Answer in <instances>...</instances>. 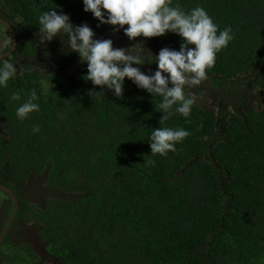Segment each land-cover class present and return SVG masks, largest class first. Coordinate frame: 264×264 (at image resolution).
Returning <instances> with one entry per match:
<instances>
[{
  "label": "trees",
  "instance_id": "16d2710c",
  "mask_svg": "<svg viewBox=\"0 0 264 264\" xmlns=\"http://www.w3.org/2000/svg\"><path fill=\"white\" fill-rule=\"evenodd\" d=\"M173 3L185 11L202 6L220 30L231 26L234 39L207 75L216 87L239 84L244 74L258 83L234 109L217 111L196 99L189 118L177 113L161 121L160 97L127 78L122 97L93 85L87 70L79 72L76 53L61 69H40L32 58L43 11L87 23L96 39L115 28L85 12L83 0H0V17L16 33L8 60L23 73L0 88V184L17 197V223L34 228L59 264H264V0ZM156 38L174 50L182 43L171 32ZM32 89L40 110L21 121L16 109ZM255 91L261 102L245 108ZM13 92L21 99L11 101ZM158 127L191 135L175 152L153 155L149 138ZM35 177L43 188L31 201L21 191ZM6 241L0 260L19 259L18 251L36 257L31 244Z\"/></svg>",
  "mask_w": 264,
  "mask_h": 264
},
{
  "label": "clouds",
  "instance_id": "9594fccd",
  "mask_svg": "<svg viewBox=\"0 0 264 264\" xmlns=\"http://www.w3.org/2000/svg\"><path fill=\"white\" fill-rule=\"evenodd\" d=\"M84 11L91 12L101 24L112 25L116 30L123 28L129 40L135 41L128 48H116L111 39H96L93 29L87 24L74 25L68 14L57 12L55 8L42 12L38 17L41 43L52 41L57 35L67 37L64 44L79 56L81 63L87 64L86 77L95 86H106L122 97L125 78L138 88L146 90L153 97H160L156 106L163 113L161 121L179 113L185 118L191 116L196 97L186 88L201 84L209 69L216 63L217 54L234 39L231 26L220 30L213 18L202 6L185 11L173 0H83ZM22 24L23 18L17 17ZM127 25L126 28L124 26ZM169 32L179 35L182 43L179 50L162 48L157 55L142 46L137 37H162ZM11 46V40L5 42ZM3 47H0L2 53ZM147 52V59L144 53ZM145 63L156 64V70L141 71ZM19 70L11 61L0 64V88H7ZM23 75L22 72H19ZM52 83V82H51ZM49 82H44L47 92ZM36 89L16 109L17 118L27 119L40 110ZM20 94L13 92L11 101L20 100ZM39 132V126L33 128ZM191 135L183 127H158L152 131L149 141L153 155L167 156L175 152L176 145ZM146 166L154 165V160L144 161Z\"/></svg>",
  "mask_w": 264,
  "mask_h": 264
},
{
  "label": "rangeland",
  "instance_id": "374dc122",
  "mask_svg": "<svg viewBox=\"0 0 264 264\" xmlns=\"http://www.w3.org/2000/svg\"><path fill=\"white\" fill-rule=\"evenodd\" d=\"M126 28V26H124ZM0 34L3 35V39L1 41H8L10 39L8 32L0 27ZM117 34V36H116ZM59 36V35H58ZM58 36L54 38L50 42H45L42 43V50H49L47 54L38 62V67L40 69H53L54 67H57L58 69H61L63 66H61V62L65 60L69 54H74V52H71L67 49V46L64 44V41L67 39V37H62V39H59ZM61 37V36H59ZM98 39H111L113 41V46L116 48H127L125 46V42L127 40V36L124 34L123 28H121V31L117 33L116 29H109L105 33H101L99 35H96ZM4 42V44H5ZM149 43L146 47H148L151 50V53L153 55H157L161 49H157L154 45H150ZM61 47H63V51H61ZM144 47V46H143ZM145 48V47H144ZM147 49V48H146ZM147 52L144 53L145 59H147ZM76 66H79V72L87 70V64L86 63H81L80 61L76 64ZM141 68V71L143 69L149 70L153 68L156 70V64H148L145 63L142 66H137ZM149 68V69H148ZM251 76L249 74H244L240 80L239 84L231 86V84L227 86H221V87H216L213 84V81L210 80V78L206 77V79L199 85L188 87L186 89H191L192 92H190L192 95H195L197 97L196 99L200 100H206V102L211 105V107H214L217 111L219 110L220 107L225 109L227 112L234 109L232 104L237 100L239 96L242 94H246L247 91L252 90L253 87H258V83L256 82H249V78ZM251 92V91H250ZM256 91L251 94L253 96H245V104L244 107L246 108L248 105L253 104L256 102V97H255ZM263 99V98H262ZM261 101H257L256 103H259ZM41 187L43 188V183L41 178H30L27 184L22 188L21 195L27 197L31 201H36L38 199V193L41 190ZM11 200L0 191V231L3 228V224L6 221L8 214L11 210ZM20 225H12L9 234H8V239L9 241L14 245V246H20V245H25V244H31L32 243L28 240H22L21 238H18V234L16 232L20 231L19 230ZM32 237H29L28 239L31 240ZM39 243V242H38ZM37 245V244H36ZM44 245V243H43ZM45 246V245H44ZM7 251L8 248L5 247ZM5 251V249H2ZM11 251V250H10ZM32 251L36 255L35 259H32L30 262L27 261L24 257V252L23 251H18L20 254V258L16 259L14 261H6L5 264H48L47 262L44 261L42 256L36 252V250L32 246ZM37 259V260H36ZM39 261V262H38Z\"/></svg>",
  "mask_w": 264,
  "mask_h": 264
},
{
  "label": "flooded vegetation",
  "instance_id": "af4514ba",
  "mask_svg": "<svg viewBox=\"0 0 264 264\" xmlns=\"http://www.w3.org/2000/svg\"><path fill=\"white\" fill-rule=\"evenodd\" d=\"M6 30V29H5ZM7 31V30H6ZM15 31V30H14ZM8 32V31H7ZM8 34H9V32H8ZM117 36V35H116ZM9 37H10V34H9ZM56 38V37H55ZM58 38L59 39H62L63 40V38L62 37H59L58 36ZM146 39V41L145 42H143V44H142V46H144L145 48H147V49H149L148 47H146L149 43H151L150 45H154L157 49H162V48H165V47H167L168 48V44L166 45V44H164V43H162L161 41H159L156 37H150V38H145ZM10 40H11V37H10ZM129 39L127 38V40H126V42H125V46L128 48L129 47V45L127 44V41H128ZM130 41H132V40H129V42ZM4 42L5 41H2V43H0V47H3V51L2 52H4V51H6V50H8V49H10V47L11 46H5V44H4ZM17 44V43H16ZM63 47H61V51H63ZM14 51V50H13ZM49 50H42V43H41V41H40V43L39 44H37V50H36V53H35V55L33 56V58H32V62L33 63H35V64H38V62L40 61V60H42V58L47 54V52H48ZM12 54V53H11ZM10 54V55H11ZM10 55L8 56V59L10 58ZM69 55H71V54H69ZM66 60V59H65ZM65 60H63L62 62H64ZM7 61H9V60H7ZM61 62V63H62ZM62 66V65H61ZM54 68H57V67H54ZM53 68V69H54ZM149 69V68H148ZM152 70H154L153 68H151ZM145 71H148V70H145V69H143V72H145ZM2 192V191H1ZM4 193V192H3ZM14 193V192H13ZM5 194V193H4ZM6 195V194H5ZM7 196V195H6ZM8 197V196H7ZM9 198V197H8ZM9 200H10V198H9ZM10 203H11V210H10V212H9V214H8V217H7V219H6V221L4 222V224H3V228L5 227V225L7 224V220L9 219V217H10V215H11V213H12V201H10ZM17 210H18V208H17ZM16 214H17V211H16ZM16 214H15V216L13 217V219H12V221H11V223H10V225H9V227H8V229H7V231L5 232V234L3 235V237H2V240L0 241V248L3 246V244L4 243H6L7 241L6 240H8V234H9V230H10V228H11V226L12 225H16V224H18L17 223V218H16ZM20 225V224H19ZM29 227H31V226H29ZM26 224H22V225H20V228H19V230H20V232H19V234H18V232H16L17 234H18V238H21L22 240H28V241H30L31 243H33V242H36L37 241V239H36V235H35V233H36V230H34V231H31L30 230V228H29ZM2 228V229H3ZM1 229V230H2ZM1 232V231H0ZM29 237H32L31 238V240H29L28 238ZM30 244V243H29ZM36 246H40V243H37L36 242ZM27 245L28 244H25V245H20V246H22L23 248H24V246L25 247H27ZM29 246V245H28ZM33 246V245H32ZM41 247V246H40ZM7 248H8V246H7ZM34 248V247H33ZM25 249V248H24ZM31 249V248H30ZM42 249V248H41ZM31 251H32V249H31ZM7 252V251H6ZM23 252H25V251H23ZM48 254V253H47ZM24 255H25V253H24ZM49 255V254H48ZM26 257H28L27 255H25ZM36 257H34L33 259H35ZM27 261H30V260H32V257H28V259H26ZM37 260V259H36ZM6 261H8V260H6ZM6 261H5V258H1V260H0V264H5L6 263ZM45 262H47L48 264H52L51 262H48L47 260H44ZM39 262V261H38Z\"/></svg>",
  "mask_w": 264,
  "mask_h": 264
},
{
  "label": "water",
  "instance_id": "95a60500",
  "mask_svg": "<svg viewBox=\"0 0 264 264\" xmlns=\"http://www.w3.org/2000/svg\"><path fill=\"white\" fill-rule=\"evenodd\" d=\"M0 24H2L4 26V28L9 32L10 37H11L10 49L0 53V60L7 61L8 56L13 52V50L15 49V46H16V33H15L13 27L10 25V23L7 20L3 19L2 17H0ZM120 31H121V28L119 30H117V33ZM0 191L4 192L10 198V200L12 201V205H13L12 206V213H11L9 219L7 220V224L5 225V227L0 232V241H1L3 235L5 234V232L7 231L8 227H9L13 217L16 214V211L18 208V202H17L16 195L13 193V191L9 187H7L3 184H0ZM30 230L34 231L35 229L31 228ZM36 242L38 243L39 241L37 240ZM36 242H33L32 245H33L34 249L36 250V252L38 254H40L43 259L47 258L48 260L53 261L54 264H59L57 258L53 257L52 255L47 254V251L45 250V246L43 244H41L39 242L41 247L36 246Z\"/></svg>",
  "mask_w": 264,
  "mask_h": 264
}]
</instances>
